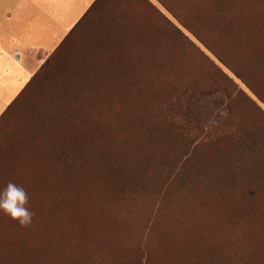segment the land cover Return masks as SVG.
<instances>
[{
  "label": "rangeland",
  "instance_id": "obj_1",
  "mask_svg": "<svg viewBox=\"0 0 264 264\" xmlns=\"http://www.w3.org/2000/svg\"><path fill=\"white\" fill-rule=\"evenodd\" d=\"M191 1L93 10L12 104L0 264H264V0Z\"/></svg>",
  "mask_w": 264,
  "mask_h": 264
},
{
  "label": "crops",
  "instance_id": "obj_2",
  "mask_svg": "<svg viewBox=\"0 0 264 264\" xmlns=\"http://www.w3.org/2000/svg\"><path fill=\"white\" fill-rule=\"evenodd\" d=\"M123 2L0 0V118L91 9H132Z\"/></svg>",
  "mask_w": 264,
  "mask_h": 264
},
{
  "label": "clouds",
  "instance_id": "obj_3",
  "mask_svg": "<svg viewBox=\"0 0 264 264\" xmlns=\"http://www.w3.org/2000/svg\"><path fill=\"white\" fill-rule=\"evenodd\" d=\"M29 197L26 190L9 182L0 191V212L19 222L22 226H27L32 222L33 213L29 207Z\"/></svg>",
  "mask_w": 264,
  "mask_h": 264
},
{
  "label": "trees",
  "instance_id": "obj_4",
  "mask_svg": "<svg viewBox=\"0 0 264 264\" xmlns=\"http://www.w3.org/2000/svg\"><path fill=\"white\" fill-rule=\"evenodd\" d=\"M186 1H188V0H186ZM165 6V5H164ZM185 6H187V5H185ZM255 5H253V7H254ZM188 7L190 8V9H196L197 8V5L196 4H194L191 0H189V4H188ZM150 9H155L153 6H150ZM165 9H172V3L170 4V5H166L165 6ZM199 9H201L200 8V4H199ZM93 10H95V9H91V12L93 11ZM109 10H112V9H109ZM89 15H90V12L88 13ZM87 14V17L89 16ZM87 18L85 17L81 22H79L77 25H76V27L66 36V38L63 40V42L59 45V47L46 59V61L43 63V65L41 66V68L42 67H44L50 60H51V58L53 57V56H55V54H57L62 48H63V46H65V43H67L71 38H72V36L76 33V31L78 30V29H80L81 28V24L83 23V22H85V20H86ZM167 21H168V23L170 22V20L169 19H167ZM259 24L261 25V26H263V24H262V21H259ZM261 30L262 31H264V26L263 27H261ZM247 46V45H246ZM40 68V69H41ZM36 78H37V72H36V74L31 78V80L29 81V83L27 84V86L25 87V89L17 96V98L12 102V104L13 103H15V102H17L20 98H22L23 97V95L26 93V91L28 90V88H30V86L34 83V81L36 80ZM256 94V93H255ZM12 104L10 105V107L7 109V111L5 112V114H3L2 116H1V118H0V123L4 120V118H5V116H6V114H7V112H8V110L12 107ZM175 115H176V113H175ZM185 117L183 116V115H181V118H179V117H177V115H176V117H174V121L173 122H170L171 124V126H173L176 130L178 129L180 132L182 131V132H184L185 131V129H184V127H183V122H184V119ZM178 119H179V121H178ZM41 189H43V185H40L39 184V186H38V192L36 193L35 192V194H33V193H30V195H28V197H29V203H35V202H37V201H39V200H41ZM28 194V193H27ZM58 214V213H57ZM1 218V220H4L5 222H6V224H7V228L8 229H10L11 230V226L9 225V222L10 221H14L12 218H10L9 216H7V215H5V216H2V217H0ZM6 228V229H7ZM3 231V230H2ZM7 234L8 233H5V235L7 236Z\"/></svg>",
  "mask_w": 264,
  "mask_h": 264
},
{
  "label": "bare ground",
  "instance_id": "obj_5",
  "mask_svg": "<svg viewBox=\"0 0 264 264\" xmlns=\"http://www.w3.org/2000/svg\"><path fill=\"white\" fill-rule=\"evenodd\" d=\"M244 32V31H243ZM244 33H246V32H244ZM255 33V32H254ZM158 64V63H157ZM157 68V67H156ZM138 76V75H137ZM78 108V107H77ZM100 120V119H99ZM21 158V157H20ZM17 160V159H16ZM14 164V163H13ZM12 174V173H11ZM43 200V199H42ZM69 203H71V205H73L72 204V202H69ZM39 209V208H38ZM73 211V210H72ZM75 213V212H74ZM86 214V213H85ZM75 215V214H74ZM56 218V217H55ZM58 218V217H57ZM59 219V218H58ZM61 220V219H60ZM70 221V220H69ZM56 223V222H55ZM60 226H62V225H60ZM70 227V226H69ZM72 227V232L73 233H75V234H77L78 236H80V237H88V234H91V232H83V233H78V232H76V230H77V228L75 227V226H71ZM102 230V229H101ZM69 231V230H68ZM72 234V233H71ZM67 236H68V234H67ZM76 236V235H75ZM92 236V235H91ZM71 237V236H70ZM91 238V237H90ZM93 238V237H92ZM66 245V244H65Z\"/></svg>",
  "mask_w": 264,
  "mask_h": 264
}]
</instances>
